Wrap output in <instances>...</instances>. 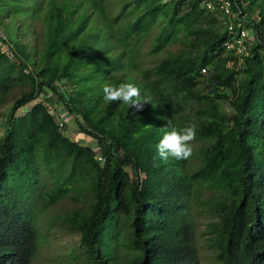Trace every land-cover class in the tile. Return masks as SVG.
Returning <instances> with one entry per match:
<instances>
[{
  "label": "trees",
  "instance_id": "16d2710c",
  "mask_svg": "<svg viewBox=\"0 0 264 264\" xmlns=\"http://www.w3.org/2000/svg\"><path fill=\"white\" fill-rule=\"evenodd\" d=\"M85 1L96 12L93 22L111 30L100 22L106 18L102 0ZM132 1L144 9L116 38L132 47L156 13L165 14L168 9L167 28L156 36L152 51L166 44L174 27L192 36L195 49L161 58L142 70L127 56L128 66L140 73L141 85L155 101L151 108L144 106L132 114H122L119 101L105 103L98 110L103 94H95L94 101L86 105L90 97L82 90L73 97L65 83L72 77L74 60L98 54L96 48L82 47L84 38L97 35L80 37L81 42L60 65L50 61L80 31L86 13L80 14L75 29L63 32L68 18L64 4L48 0L47 39L39 66L33 68L27 65L24 48L11 43L0 27L15 59L8 61L0 54V104L15 79L28 83L11 103L0 134V264H29L37 240L35 204L42 210L52 206L67 192L75 174L89 175L88 212L72 211L63 221L79 233L84 264H115L107 255L108 248L121 236L134 252L131 264H192L195 249L187 209L194 184L218 193L213 207L216 222L208 240V247L216 250L217 264H264V0H234L240 15L247 10L255 14V19L246 22L252 41L242 60L243 70L238 72L224 65L232 57L222 50L226 33L220 13L203 9L200 0ZM203 67L207 70L201 74ZM202 81L205 84L198 88ZM220 88L233 94L228 101L232 118L221 114L214 103L215 99L227 100ZM42 92L50 96L40 99ZM191 103L198 106L194 110L195 139L207 144L198 150L199 164L181 175L177 168L182 159L160 160L155 145L162 137L161 128L170 121L177 129L175 122ZM69 117L80 133L95 141L101 163L89 144L81 145L62 132ZM113 117L120 119L115 127L109 125ZM37 150L42 165L35 162ZM62 163L68 166L64 175L58 170ZM41 166L47 173H56V183L45 190L38 189Z\"/></svg>",
  "mask_w": 264,
  "mask_h": 264
},
{
  "label": "rangeland",
  "instance_id": "374dc122",
  "mask_svg": "<svg viewBox=\"0 0 264 264\" xmlns=\"http://www.w3.org/2000/svg\"><path fill=\"white\" fill-rule=\"evenodd\" d=\"M36 1L35 3L29 0H0V27L11 43L24 48V52L27 53L26 60L29 68L39 66L48 31V24H46L48 0ZM55 2L64 4L63 8L68 14L63 32L75 29L76 25L80 23L78 19L80 14L86 13L87 18L83 21L80 31L62 45L61 50L51 57L50 61L60 65L73 47L81 42L80 37L97 35L96 38H84L82 47L96 48L98 54L82 55L74 60L71 68L72 77L69 82H65L73 97L77 98L80 90L90 97L86 105H90L94 101L95 94L100 96L103 94L105 85L118 86L120 83L132 82L140 88L141 95L150 101V103H145L144 106L151 108L155 101L150 98L147 90L141 85L140 73L128 66L127 56L132 58L137 63V68L142 70L155 64L161 58L175 54L182 55L190 50H195L191 45L192 36L186 35L182 27H174L170 31L166 44L158 50L152 51L156 36L163 28H167L168 9L165 10V14L163 12L156 13L153 22L137 35L136 40L138 43L131 47L125 39L121 41L116 38V35L124 32L130 21L142 13L143 4L137 5L132 0H102L101 3L104 4L106 10V18L100 20V22L107 23L112 28L106 30L100 27L98 23L93 22L96 12L90 10V6L85 0H55ZM162 2H170V0H162ZM34 8L35 11H32ZM253 8L255 11V7ZM250 17L255 19V14L247 10L245 20L248 21ZM100 61L102 62L99 63ZM262 62L264 63V55H262ZM64 81V79L61 80L62 83ZM204 84V81H202L197 87L200 88ZM27 88L28 83L24 78H17L14 80V85L5 93V100L0 104V134L4 130L11 103L20 91ZM218 90L220 93L227 95V100L215 99L214 103L221 114L232 118L233 111L228 101L233 98V94L227 88ZM43 95L48 96L49 93L42 92L40 99H43ZM104 104L105 102L101 96L97 109H102ZM197 107L193 103L186 107L182 119L175 122L178 125L177 129H181L187 124L193 125L194 120H196L194 110ZM60 110L57 108V112ZM119 110L122 114L137 112L132 108H127L124 104L119 106ZM52 115L56 117L57 113H52ZM69 118L62 128V132L81 145L89 144L91 150L97 147L94 140L77 130L73 117ZM119 120V118L113 117L110 119L109 125L115 127ZM205 144H207V141L200 139L192 141V155L186 160L182 159L180 166L177 168L179 174L187 175L199 164L198 150ZM35 162L42 165L39 150L36 152ZM67 169L68 166L65 163H62V166L58 168L62 175ZM127 174L132 179L133 174L128 167ZM55 175L56 173L53 170L47 173L44 167L41 166L40 173L37 176L40 185L38 189L45 190L53 187L56 183ZM74 176L75 179L68 186L67 192L57 199L52 206L42 210L39 204H35L33 226L37 240L35 253H33L29 264H84L78 240L79 233L63 221L65 215L75 210L82 213V215L86 214L91 200L87 189L89 187V175L75 174ZM140 176H143V174H140ZM191 192L187 218L190 217V226L193 228L192 243L195 253L192 264H217L214 259L216 250L213 247H208V240L210 241L212 237L211 227L216 222L213 207L219 199L218 193L204 184H194ZM124 232L125 225L121 234H124ZM108 250L107 255L111 262L131 264L130 258L134 252L126 247L122 236L118 243L110 245Z\"/></svg>",
  "mask_w": 264,
  "mask_h": 264
},
{
  "label": "built area",
  "instance_id": "2783aa9c",
  "mask_svg": "<svg viewBox=\"0 0 264 264\" xmlns=\"http://www.w3.org/2000/svg\"><path fill=\"white\" fill-rule=\"evenodd\" d=\"M200 6L207 11L220 13L225 18V21L220 22L223 32L226 33V38L222 42V50L230 53L232 59H227L224 65L237 72L243 70L242 60L248 55L249 46L252 41L251 29L245 25L247 22L245 14L240 15V11L237 9L234 0H200ZM218 18L220 17L218 16ZM0 54L8 61L15 60L12 46L1 30ZM206 70L207 68L203 67L200 69V73H206ZM64 114L62 113L60 116H64ZM55 123L58 126L61 125V122L57 118H55ZM92 152L95 160L101 163L103 159L100 156L99 149L94 147Z\"/></svg>",
  "mask_w": 264,
  "mask_h": 264
},
{
  "label": "clouds",
  "instance_id": "9594fccd",
  "mask_svg": "<svg viewBox=\"0 0 264 264\" xmlns=\"http://www.w3.org/2000/svg\"><path fill=\"white\" fill-rule=\"evenodd\" d=\"M103 100L105 103L122 102L127 108L135 111L143 109L145 103L150 101L141 95L140 88L132 82L120 83L118 86L105 85L103 87ZM162 137L155 145L157 157L167 161L170 157L181 160L191 157L192 141L195 139V125H188L181 129L171 127L169 121L161 128Z\"/></svg>",
  "mask_w": 264,
  "mask_h": 264
}]
</instances>
